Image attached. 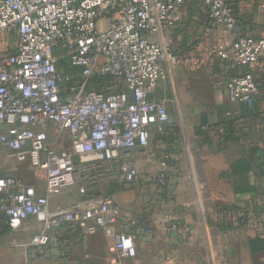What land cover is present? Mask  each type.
Masks as SVG:
<instances>
[{"label":"built area","instance_id":"built-area-1","mask_svg":"<svg viewBox=\"0 0 264 264\" xmlns=\"http://www.w3.org/2000/svg\"><path fill=\"white\" fill-rule=\"evenodd\" d=\"M187 1L0 0V37L17 35L15 51L0 55V146L46 177L42 195L20 177H0V221L11 232L35 221L29 240L13 242L28 261L75 264L68 257L78 228L112 237L111 264H130L136 257L133 236L118 230L116 201L96 188L112 180H140L133 152L148 154L153 128L163 132L170 122L165 102L150 95L181 62L164 32L182 17ZM199 1L210 25L234 31L232 0ZM216 52L235 66H261L264 36L237 35ZM98 76H111L123 87L117 92L90 88ZM225 90L230 102L252 104L259 88L249 71L227 80ZM63 136L70 147H57ZM156 172L151 179L171 191L178 174L166 164ZM74 186L78 200L50 208L53 196ZM249 203L235 209L234 220L250 221L262 234L264 192ZM168 229L180 226L170 219Z\"/></svg>","mask_w":264,"mask_h":264},{"label":"crops","instance_id":"crops-1","mask_svg":"<svg viewBox=\"0 0 264 264\" xmlns=\"http://www.w3.org/2000/svg\"><path fill=\"white\" fill-rule=\"evenodd\" d=\"M237 6L241 21L238 19L235 33L222 26H213L218 33L225 32L223 37L227 46L236 35L264 36V12L259 10L260 6L264 7V2L238 0ZM2 38L7 40L6 44L13 53L16 33L4 34ZM226 62L231 71L222 73L225 74L222 78L217 75L201 92L196 89L198 79H188L192 94L188 100L190 104L186 106L185 121L170 122L164 133L153 128V135L162 134L164 137L161 146H169L171 158L168 163L172 173L178 174L171 191L160 186L155 188L156 181L151 179L156 174L155 167L136 182L124 184L112 180L96 188L97 193L114 198L118 206V230L134 238L137 255L129 261L130 264H264V248L252 247L253 240L264 239V233H259L250 221L242 219L237 223L234 220L236 208L249 207L250 197L264 192V76L260 78L254 102L247 104L252 109L245 103H232L226 94L225 83L233 75L235 65ZM163 83L158 85L151 98L161 101L157 96ZM197 97H201L202 102L196 106ZM201 113L207 116L205 126L220 123L232 115L239 117L235 137L226 140L210 132V140H206L197 134ZM63 141L70 145L67 136H63L58 144ZM0 148L8 150L4 146ZM8 151L7 158L11 162L32 165L29 160L12 157ZM3 160L0 155V163ZM36 169L44 174L42 191L33 184L42 195L46 188L45 172ZM105 185L108 192L102 191ZM64 192L51 198L50 208L67 207L80 198L77 190L74 200L56 205V200ZM170 219L180 226L179 230L168 229ZM34 222L32 218L22 228L11 232L5 221H0V264H59L60 261L46 258L28 261L23 248L13 245L15 240L31 238L36 231ZM72 239L70 262L111 264L113 239L103 231L84 234L78 228Z\"/></svg>","mask_w":264,"mask_h":264},{"label":"rangeland","instance_id":"rangeland-1","mask_svg":"<svg viewBox=\"0 0 264 264\" xmlns=\"http://www.w3.org/2000/svg\"><path fill=\"white\" fill-rule=\"evenodd\" d=\"M259 1L264 2V0ZM250 4L252 5V3ZM259 8L260 11L264 12V7L260 6ZM186 11L187 14L185 13ZM181 12L183 14L182 17L172 28H168L164 32V35L173 41L172 48L180 56L181 62L171 70L170 79L162 84L157 96V98L167 105L170 122L173 123L185 121L186 106L190 104L188 100L192 94V88L188 79L196 77L199 81L196 89L201 92L200 90H205L209 82L212 83L217 78V75L218 78H222L225 75L222 73L230 70L228 63L218 58L215 53L217 46H227L224 43L223 37L225 32L221 31L218 33L217 28H214L210 24H205L201 20V14H188V10L185 7L181 8ZM6 42L7 40L4 38L0 39V55L12 52V49L8 47ZM57 61L60 62V59L57 58ZM62 64L63 62L60 63V66ZM195 101L197 102L194 104L197 106L201 104L202 99L201 97H197ZM163 138L162 134H152V149L148 154L139 150L133 152L134 160L140 165L142 174L147 175L151 173L154 170L153 167H155V170H158L160 167H163V164L171 168L168 163V160L171 158L169 155L171 150H168L169 146L167 144L165 147L161 146ZM57 147L68 148L70 145L66 141H63ZM8 152V150L0 148L1 158H4L3 162L0 163V176H18L36 185L42 191L45 183L43 172L32 167L28 162H11L7 158ZM152 153L153 155L151 156ZM154 184L157 183L154 182ZM159 186L157 184L155 188L159 189ZM150 189H152L151 186ZM77 190V187H75L69 190V192H64L56 200V205H65L74 200L77 197ZM102 191L108 192V187L106 185L102 186ZM169 193L171 194V192Z\"/></svg>","mask_w":264,"mask_h":264},{"label":"trees","instance_id":"trees-1","mask_svg":"<svg viewBox=\"0 0 264 264\" xmlns=\"http://www.w3.org/2000/svg\"><path fill=\"white\" fill-rule=\"evenodd\" d=\"M200 1L199 0H189L187 1L183 7L187 8L188 10V14H201L202 15V21L205 22V24H210L208 22V20L206 18H204V13H205V7L204 5L199 4ZM238 0H232V5L236 11L237 14V19H240L239 21H241V18L239 17V10H238V6H237ZM187 14V11L185 12ZM237 28V27H236ZM236 28L234 29V33L236 32ZM237 36V35H236ZM250 36H254V35H250ZM216 56L218 58H220L222 60V58L217 55V52L215 51ZM181 54V53H180ZM227 61V60H226ZM62 62H65L64 60H62ZM231 71V70H230ZM253 72L256 76V81L258 83V88L260 86V78L264 76V65L261 66H256V67H240V66H235L234 68V73L231 76L234 77L235 75H237L240 72ZM229 78V79H231ZM228 79V80H229ZM123 85L119 86V83L117 80H115L113 77L111 76H98L95 77L92 85L90 86V88L99 90V91H106V92H117L120 91L122 89ZM247 106V108L252 109V107H249L247 104H245ZM254 110V109H253ZM199 119H200V125L197 126V134H199L200 136H204V138L206 140H210V136L209 133L210 132H215V134L217 136H219L222 139H232L235 137V134L237 131V125L239 124L238 120L239 117L232 115L229 119L224 120L220 123L214 124V125H209V126H205L207 123V116L206 113H201L199 115ZM170 124V122H169ZM168 124V125H169ZM167 125V127H168ZM166 127V129H167ZM166 129L163 132H158V133H164L166 131ZM8 231H10V228L7 226L6 227ZM254 243L252 244V247L255 248H264V239L263 238H256L255 240H253Z\"/></svg>","mask_w":264,"mask_h":264},{"label":"water","instance_id":"water-1","mask_svg":"<svg viewBox=\"0 0 264 264\" xmlns=\"http://www.w3.org/2000/svg\"><path fill=\"white\" fill-rule=\"evenodd\" d=\"M239 24V21H237V25Z\"/></svg>","mask_w":264,"mask_h":264}]
</instances>
